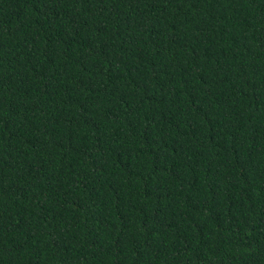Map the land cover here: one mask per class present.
Instances as JSON below:
<instances>
[{"label": "trees", "instance_id": "trees-1", "mask_svg": "<svg viewBox=\"0 0 264 264\" xmlns=\"http://www.w3.org/2000/svg\"><path fill=\"white\" fill-rule=\"evenodd\" d=\"M0 264H264V0H0Z\"/></svg>", "mask_w": 264, "mask_h": 264}]
</instances>
